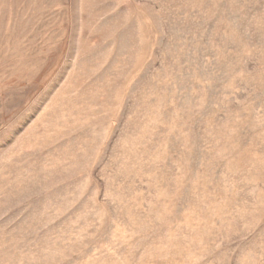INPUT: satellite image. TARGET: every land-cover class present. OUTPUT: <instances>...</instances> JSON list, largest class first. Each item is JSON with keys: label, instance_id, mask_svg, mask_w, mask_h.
I'll return each instance as SVG.
<instances>
[{"label": "rangeland", "instance_id": "obj_1", "mask_svg": "<svg viewBox=\"0 0 264 264\" xmlns=\"http://www.w3.org/2000/svg\"><path fill=\"white\" fill-rule=\"evenodd\" d=\"M0 264H264V0H0Z\"/></svg>", "mask_w": 264, "mask_h": 264}]
</instances>
